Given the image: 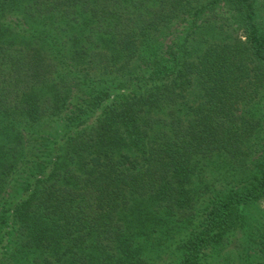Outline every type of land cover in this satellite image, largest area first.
Masks as SVG:
<instances>
[{"label": "trees", "instance_id": "16d2710c", "mask_svg": "<svg viewBox=\"0 0 264 264\" xmlns=\"http://www.w3.org/2000/svg\"><path fill=\"white\" fill-rule=\"evenodd\" d=\"M236 238L264 264V0H0V264Z\"/></svg>", "mask_w": 264, "mask_h": 264}, {"label": "rangeland", "instance_id": "374dc122", "mask_svg": "<svg viewBox=\"0 0 264 264\" xmlns=\"http://www.w3.org/2000/svg\"><path fill=\"white\" fill-rule=\"evenodd\" d=\"M240 32H237L236 35H239ZM241 36H242V33H240ZM263 206V203L261 204ZM254 213L256 212L255 209H251ZM240 239H241V234L239 235ZM239 242H243L242 240L240 241L238 238H236V242H234L231 247L229 249H227V251L225 252L226 254H228L227 258L230 259V262L229 264H240L236 259H237V255L238 253L241 252L243 253L244 252V249L245 247H242V248H236L237 244ZM250 245V244H249ZM239 250V251H238ZM246 255L247 253H244V256L246 258ZM246 260V259H245Z\"/></svg>", "mask_w": 264, "mask_h": 264}]
</instances>
